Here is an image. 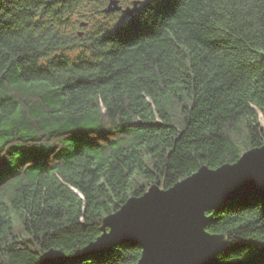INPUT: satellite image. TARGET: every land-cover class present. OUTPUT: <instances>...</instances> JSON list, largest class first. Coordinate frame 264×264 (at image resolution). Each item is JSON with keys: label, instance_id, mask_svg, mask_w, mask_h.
Returning a JSON list of instances; mask_svg holds the SVG:
<instances>
[{"label": "trees", "instance_id": "16d2710c", "mask_svg": "<svg viewBox=\"0 0 264 264\" xmlns=\"http://www.w3.org/2000/svg\"><path fill=\"white\" fill-rule=\"evenodd\" d=\"M82 3L0 0V264L73 256L128 199L264 146V0H146L150 29L90 19L80 37ZM209 215L218 264H264L263 197ZM140 256L123 243L64 264Z\"/></svg>", "mask_w": 264, "mask_h": 264}, {"label": "water", "instance_id": "95a60500", "mask_svg": "<svg viewBox=\"0 0 264 264\" xmlns=\"http://www.w3.org/2000/svg\"><path fill=\"white\" fill-rule=\"evenodd\" d=\"M140 3L134 0L124 8L120 0H109L103 12L137 13ZM255 195L264 198V146L246 151L234 164L217 169L203 166L168 189L151 186L106 216L101 235L84 249L73 256L49 250L41 255L39 264L104 255L123 243L141 249L137 264H218L227 244L223 235L207 231L209 213L229 201Z\"/></svg>", "mask_w": 264, "mask_h": 264}, {"label": "rangeland", "instance_id": "374dc122", "mask_svg": "<svg viewBox=\"0 0 264 264\" xmlns=\"http://www.w3.org/2000/svg\"><path fill=\"white\" fill-rule=\"evenodd\" d=\"M109 0H83L82 7L75 13L74 18L72 19L71 23L75 25V27H78V30L80 28L79 22L90 20V23L92 25V28L95 25H112L114 26L116 23L120 24V21L122 20V16L115 15V16H104V15H97L93 14V10L100 7L102 4H104V8L107 6ZM127 0L123 1V4H125ZM103 8V9H104ZM84 17V20H83Z\"/></svg>", "mask_w": 264, "mask_h": 264}, {"label": "snow or ice", "instance_id": "6c2138e0", "mask_svg": "<svg viewBox=\"0 0 264 264\" xmlns=\"http://www.w3.org/2000/svg\"><path fill=\"white\" fill-rule=\"evenodd\" d=\"M153 0H150L152 3ZM155 23V18L152 14L147 13H128L124 19L120 21L119 27L129 31L148 30Z\"/></svg>", "mask_w": 264, "mask_h": 264}, {"label": "bare ground", "instance_id": "6f19581e", "mask_svg": "<svg viewBox=\"0 0 264 264\" xmlns=\"http://www.w3.org/2000/svg\"><path fill=\"white\" fill-rule=\"evenodd\" d=\"M144 1H146V0H143V2ZM118 23H116V25H117ZM78 36H80V37H82V36H85V34L84 33H82V35L81 34H78ZM262 124L264 125V121L262 120Z\"/></svg>", "mask_w": 264, "mask_h": 264}, {"label": "flooded vegetation", "instance_id": "af4514ba", "mask_svg": "<svg viewBox=\"0 0 264 264\" xmlns=\"http://www.w3.org/2000/svg\"><path fill=\"white\" fill-rule=\"evenodd\" d=\"M131 1V0H130Z\"/></svg>", "mask_w": 264, "mask_h": 264}]
</instances>
